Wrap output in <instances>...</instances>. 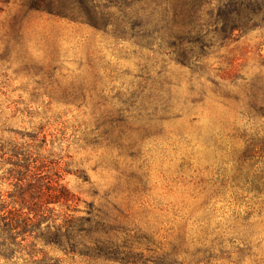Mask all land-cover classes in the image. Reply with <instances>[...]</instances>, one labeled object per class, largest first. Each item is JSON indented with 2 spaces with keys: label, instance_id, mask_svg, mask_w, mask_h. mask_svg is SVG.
<instances>
[{
  "label": "rangeland",
  "instance_id": "obj_1",
  "mask_svg": "<svg viewBox=\"0 0 264 264\" xmlns=\"http://www.w3.org/2000/svg\"><path fill=\"white\" fill-rule=\"evenodd\" d=\"M125 33L0 11V194L29 164L92 228L36 264H264V27L206 36L190 67Z\"/></svg>",
  "mask_w": 264,
  "mask_h": 264
},
{
  "label": "trees",
  "instance_id": "obj_2",
  "mask_svg": "<svg viewBox=\"0 0 264 264\" xmlns=\"http://www.w3.org/2000/svg\"><path fill=\"white\" fill-rule=\"evenodd\" d=\"M9 0H0V11ZM34 11L98 31H112L150 42H162L177 64L195 66L194 44L206 36L228 39L234 32L264 27V0H23ZM211 28L213 31H211ZM196 59V60H195ZM195 62H194V61ZM6 180L12 190L0 194V258L4 264L18 255L36 264L37 242L58 246L67 253L85 247V219L64 213L59 220L54 207L69 209L72 196L53 178L27 165L12 164ZM69 212H73L69 210ZM85 249V248H84ZM112 254H107V260ZM17 257L16 259H18ZM30 260V261H29Z\"/></svg>",
  "mask_w": 264,
  "mask_h": 264
}]
</instances>
